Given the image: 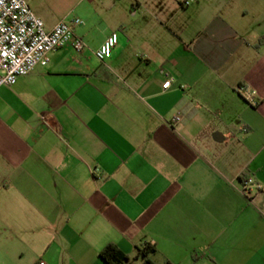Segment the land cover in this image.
<instances>
[{"label":"crops","instance_id":"1","mask_svg":"<svg viewBox=\"0 0 264 264\" xmlns=\"http://www.w3.org/2000/svg\"><path fill=\"white\" fill-rule=\"evenodd\" d=\"M29 5L119 42L0 88V264H264V0Z\"/></svg>","mask_w":264,"mask_h":264},{"label":"built area","instance_id":"2","mask_svg":"<svg viewBox=\"0 0 264 264\" xmlns=\"http://www.w3.org/2000/svg\"><path fill=\"white\" fill-rule=\"evenodd\" d=\"M185 5L188 6L189 2ZM81 25L80 19L61 20L47 31L44 22L32 11L29 0H0V88L12 87L38 67H46L51 54L66 46H71L79 54L88 49L99 62L105 64L119 42L118 34L112 33L100 48L91 50L76 34ZM113 37L115 42L109 44ZM106 45L107 52L103 50ZM170 85L169 79L163 89H168ZM179 121L176 118L173 123ZM253 185V180L248 178L237 189L247 196ZM38 264L46 263L41 261Z\"/></svg>","mask_w":264,"mask_h":264},{"label":"trees","instance_id":"3","mask_svg":"<svg viewBox=\"0 0 264 264\" xmlns=\"http://www.w3.org/2000/svg\"><path fill=\"white\" fill-rule=\"evenodd\" d=\"M154 247H148V250H139V255H143L144 257L147 255V252H154ZM100 257L107 264H125L127 261V257L115 246L108 245L101 253Z\"/></svg>","mask_w":264,"mask_h":264},{"label":"clouds","instance_id":"4","mask_svg":"<svg viewBox=\"0 0 264 264\" xmlns=\"http://www.w3.org/2000/svg\"><path fill=\"white\" fill-rule=\"evenodd\" d=\"M115 42V37L112 38V40L109 41V44L114 43ZM105 52H107V45L104 47L103 49Z\"/></svg>","mask_w":264,"mask_h":264},{"label":"snow or ice","instance_id":"5","mask_svg":"<svg viewBox=\"0 0 264 264\" xmlns=\"http://www.w3.org/2000/svg\"><path fill=\"white\" fill-rule=\"evenodd\" d=\"M166 87H167V85H166Z\"/></svg>","mask_w":264,"mask_h":264}]
</instances>
